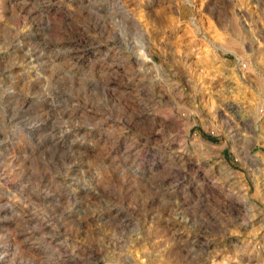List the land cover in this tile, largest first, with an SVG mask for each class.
Segmentation results:
<instances>
[{
	"label": "rangeland",
	"instance_id": "1",
	"mask_svg": "<svg viewBox=\"0 0 264 264\" xmlns=\"http://www.w3.org/2000/svg\"><path fill=\"white\" fill-rule=\"evenodd\" d=\"M0 264H264V0H0Z\"/></svg>",
	"mask_w": 264,
	"mask_h": 264
}]
</instances>
